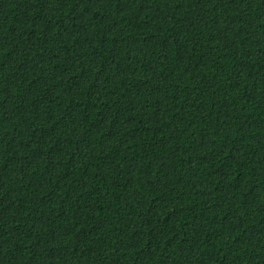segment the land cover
<instances>
[{
	"label": "trees",
	"instance_id": "obj_1",
	"mask_svg": "<svg viewBox=\"0 0 264 264\" xmlns=\"http://www.w3.org/2000/svg\"><path fill=\"white\" fill-rule=\"evenodd\" d=\"M0 264H264V0H0Z\"/></svg>",
	"mask_w": 264,
	"mask_h": 264
}]
</instances>
